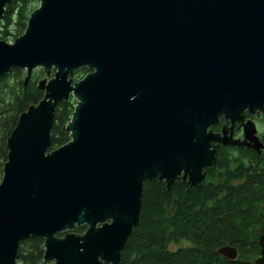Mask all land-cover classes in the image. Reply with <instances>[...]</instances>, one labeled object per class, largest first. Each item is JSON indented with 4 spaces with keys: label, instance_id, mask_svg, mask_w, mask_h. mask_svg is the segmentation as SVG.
<instances>
[{
    "label": "water",
    "instance_id": "water-1",
    "mask_svg": "<svg viewBox=\"0 0 264 264\" xmlns=\"http://www.w3.org/2000/svg\"><path fill=\"white\" fill-rule=\"evenodd\" d=\"M11 2L0 0V20ZM38 2L24 34L0 40V79L24 70L27 86L35 70H55L6 144L0 264H17L30 238L44 240L42 264H120L145 183L199 188L222 147L264 150L246 115L264 114V0ZM71 97L72 140L50 150L56 109ZM221 120L244 139L214 132ZM260 246L256 264L264 234Z\"/></svg>",
    "mask_w": 264,
    "mask_h": 264
},
{
    "label": "trees",
    "instance_id": "trees-1",
    "mask_svg": "<svg viewBox=\"0 0 264 264\" xmlns=\"http://www.w3.org/2000/svg\"><path fill=\"white\" fill-rule=\"evenodd\" d=\"M38 3L12 0L0 20V38L13 42L22 36ZM40 71L27 86L22 70L13 69L0 79V183L8 161L6 144L18 118L44 98L38 85L46 73ZM89 72L79 70L74 82ZM76 105L73 97L58 104L50 150L72 140L67 125ZM218 160L199 188H191L182 179L171 189L160 180L145 183L140 222L120 264H256L264 234V150L258 154L241 146L222 147ZM85 230L87 226L77 227L75 233ZM183 242L188 246L172 249ZM224 247L235 248L237 258L219 254ZM44 254L43 239H27L20 245L17 264H42Z\"/></svg>",
    "mask_w": 264,
    "mask_h": 264
},
{
    "label": "flooded vegetation",
    "instance_id": "flooded-vegetation-1",
    "mask_svg": "<svg viewBox=\"0 0 264 264\" xmlns=\"http://www.w3.org/2000/svg\"><path fill=\"white\" fill-rule=\"evenodd\" d=\"M246 115H247L248 119L253 120L254 122L256 121L257 117L263 118L262 117L263 114H260V115L258 114V115H255L253 117L248 115V113H246ZM225 126L227 127V129L229 131V134L234 136L235 139H244V132H243V129L240 128L239 124H236L235 127H234L233 132H231L232 131L231 123H228V122H226L224 120H221V122H219V125L217 127H215L213 130H214V132L220 134V132H222V130L224 129ZM260 137H261L262 142L264 143L263 137L261 135H260Z\"/></svg>",
    "mask_w": 264,
    "mask_h": 264
},
{
    "label": "rangeland",
    "instance_id": "rangeland-1",
    "mask_svg": "<svg viewBox=\"0 0 264 264\" xmlns=\"http://www.w3.org/2000/svg\"><path fill=\"white\" fill-rule=\"evenodd\" d=\"M38 7H39V4H38ZM0 40H2V39L0 38ZM6 42L12 43V41L10 39L6 40ZM40 70H42L43 73H45L43 69H37L33 72L32 77H33V75L40 73L41 72ZM22 71L24 72V74L26 76V71H24V70H22ZM54 73H55V70L52 72V75L50 77H48L47 75H44L43 78H40L39 80L42 81V80H46V79H50V78L52 79L54 77ZM32 77H31V79H32ZM255 123L257 125V130H258L259 135L264 136V118L257 117ZM185 246H188V244L183 242L179 245H173L172 249H177L178 247H185Z\"/></svg>",
    "mask_w": 264,
    "mask_h": 264
}]
</instances>
